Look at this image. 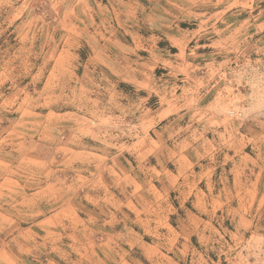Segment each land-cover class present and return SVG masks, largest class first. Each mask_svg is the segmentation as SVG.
I'll use <instances>...</instances> for the list:
<instances>
[{"label": "rangeland", "instance_id": "374dc122", "mask_svg": "<svg viewBox=\"0 0 264 264\" xmlns=\"http://www.w3.org/2000/svg\"><path fill=\"white\" fill-rule=\"evenodd\" d=\"M0 264H264V0H0Z\"/></svg>", "mask_w": 264, "mask_h": 264}]
</instances>
